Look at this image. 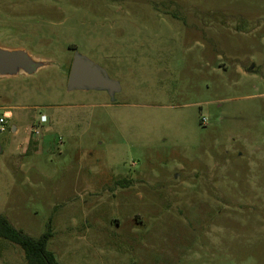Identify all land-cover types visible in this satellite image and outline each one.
Returning a JSON list of instances; mask_svg holds the SVG:
<instances>
[{
    "label": "rangeland",
    "instance_id": "1",
    "mask_svg": "<svg viewBox=\"0 0 264 264\" xmlns=\"http://www.w3.org/2000/svg\"><path fill=\"white\" fill-rule=\"evenodd\" d=\"M0 45L52 62L0 79V106L53 124L0 155L18 230L51 223L59 264H264V0H0ZM76 52L115 102L68 91ZM0 264L27 262L0 242Z\"/></svg>",
    "mask_w": 264,
    "mask_h": 264
},
{
    "label": "water",
    "instance_id": "2",
    "mask_svg": "<svg viewBox=\"0 0 264 264\" xmlns=\"http://www.w3.org/2000/svg\"><path fill=\"white\" fill-rule=\"evenodd\" d=\"M51 64L50 61L33 57L23 49H8L0 45V79L16 78L21 74L33 76ZM68 91L106 92L111 101L115 102L117 94L122 91V87L120 82L112 79L104 68L76 52L69 74ZM0 134H2L1 131ZM1 151L0 145V153Z\"/></svg>",
    "mask_w": 264,
    "mask_h": 264
},
{
    "label": "crops",
    "instance_id": "3",
    "mask_svg": "<svg viewBox=\"0 0 264 264\" xmlns=\"http://www.w3.org/2000/svg\"><path fill=\"white\" fill-rule=\"evenodd\" d=\"M0 109L3 110L0 116H6L8 120L7 131L0 134L4 136V143L0 142L2 148L0 155H3L6 160L12 163H19L23 161L31 148L36 147L35 152H37L44 148V146L46 147L51 144V139H45V137H49L53 128L48 114H40V117L41 115H46L48 117V123L44 126L42 135L40 137H35L32 134V127L39 121L40 117L33 118L30 126H26L27 116L20 112L23 108L7 105L0 106ZM22 135H24L23 138H21Z\"/></svg>",
    "mask_w": 264,
    "mask_h": 264
},
{
    "label": "trees",
    "instance_id": "4",
    "mask_svg": "<svg viewBox=\"0 0 264 264\" xmlns=\"http://www.w3.org/2000/svg\"><path fill=\"white\" fill-rule=\"evenodd\" d=\"M117 184H130V182L123 180L119 183L117 181ZM53 237L54 231L51 228V223L47 232L38 238H34L18 230L0 212V242H7L20 247L25 254L27 264H59L54 252L48 248Z\"/></svg>",
    "mask_w": 264,
    "mask_h": 264
},
{
    "label": "built area",
    "instance_id": "5",
    "mask_svg": "<svg viewBox=\"0 0 264 264\" xmlns=\"http://www.w3.org/2000/svg\"><path fill=\"white\" fill-rule=\"evenodd\" d=\"M48 123V117L46 115H41L39 121L33 125L32 134L35 137H40L44 126ZM8 120L6 116H0V131L3 133L7 130Z\"/></svg>",
    "mask_w": 264,
    "mask_h": 264
}]
</instances>
